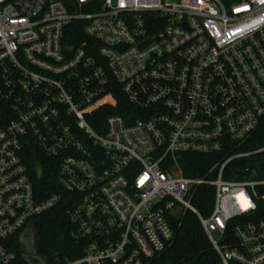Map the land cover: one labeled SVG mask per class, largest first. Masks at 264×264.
<instances>
[{"label":"built area","instance_id":"obj_1","mask_svg":"<svg viewBox=\"0 0 264 264\" xmlns=\"http://www.w3.org/2000/svg\"><path fill=\"white\" fill-rule=\"evenodd\" d=\"M263 127L264 0H0V264H32L16 242L62 202L66 264H153L186 213L217 264H264ZM32 147L61 192L37 194ZM193 155L217 161L189 178Z\"/></svg>","mask_w":264,"mask_h":264},{"label":"trees","instance_id":"obj_2","mask_svg":"<svg viewBox=\"0 0 264 264\" xmlns=\"http://www.w3.org/2000/svg\"><path fill=\"white\" fill-rule=\"evenodd\" d=\"M98 4L101 0H95ZM120 113L119 110L114 111ZM106 112L100 111L98 117L103 120ZM264 136V127L261 130ZM264 145V138L259 143L248 148H257ZM26 163L33 177L34 188L40 198H47L61 192L58 186L57 162L43 155L36 147L28 149ZM183 170L189 178L202 176L213 166L215 156H185ZM242 163L234 162L232 166ZM226 179L231 178L225 174ZM66 198V195H64ZM215 191L213 188H202L194 204L204 218L209 217L215 206ZM66 203L62 202L55 209L42 214L34 220L39 244L35 257L45 260L49 264H66L67 260H76L83 255V243L72 238L73 225L66 216ZM175 242L172 247L153 264H217L219 257L216 254L210 239L207 237L201 221L197 215L186 213L174 224ZM19 254H22V243L16 242ZM29 262V261H28Z\"/></svg>","mask_w":264,"mask_h":264},{"label":"water","instance_id":"obj_3","mask_svg":"<svg viewBox=\"0 0 264 264\" xmlns=\"http://www.w3.org/2000/svg\"><path fill=\"white\" fill-rule=\"evenodd\" d=\"M34 231V234H35V240H34V243H35V251L38 247V242H39V238H38V234L36 232V228L34 225H31L29 228H28V231L27 233L25 234L24 237L21 238V243H22V251L23 253L25 254L26 253V250H25V243H23L29 236L30 234ZM27 254V253H26ZM31 261L32 264H39L40 263V260H37L36 257L34 258H30L29 259Z\"/></svg>","mask_w":264,"mask_h":264},{"label":"flooded vegetation","instance_id":"obj_4","mask_svg":"<svg viewBox=\"0 0 264 264\" xmlns=\"http://www.w3.org/2000/svg\"><path fill=\"white\" fill-rule=\"evenodd\" d=\"M36 232H37V230H36ZM34 237H35V234L33 231L30 234V236L23 242V243H25V250H26V253L29 257H35L36 252H37V249L35 251V243H34L35 238Z\"/></svg>","mask_w":264,"mask_h":264}]
</instances>
